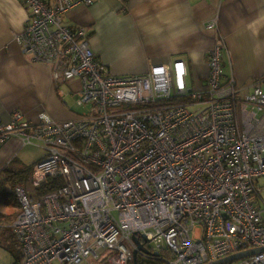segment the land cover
Masks as SVG:
<instances>
[{
    "label": "built area",
    "instance_id": "built-area-1",
    "mask_svg": "<svg viewBox=\"0 0 264 264\" xmlns=\"http://www.w3.org/2000/svg\"><path fill=\"white\" fill-rule=\"evenodd\" d=\"M22 1L29 18L16 42L52 67L61 99L86 110L65 121L45 111L37 121L0 117V150L16 138L46 151L15 188L18 215L0 221V243L10 227L19 245L13 264H130L135 234L149 250L138 255L166 264L264 247V77L247 91L224 80L223 41L209 53L204 92L189 89L181 58L116 75L88 29L66 22L96 0ZM50 178L62 185L40 195ZM225 264H264V252Z\"/></svg>",
    "mask_w": 264,
    "mask_h": 264
},
{
    "label": "crops",
    "instance_id": "crops-1",
    "mask_svg": "<svg viewBox=\"0 0 264 264\" xmlns=\"http://www.w3.org/2000/svg\"><path fill=\"white\" fill-rule=\"evenodd\" d=\"M28 18L22 0H0V117L9 121L21 111L37 121L45 111L71 119L78 112L64 105L52 67L33 61L15 40ZM66 22L88 29L97 59L116 75L144 74L181 58L189 89L204 92L209 53L223 41L224 80L234 78L247 91L264 77V0H96L71 10ZM20 149L18 139L9 141L0 150V169Z\"/></svg>",
    "mask_w": 264,
    "mask_h": 264
},
{
    "label": "trees",
    "instance_id": "trees-1",
    "mask_svg": "<svg viewBox=\"0 0 264 264\" xmlns=\"http://www.w3.org/2000/svg\"><path fill=\"white\" fill-rule=\"evenodd\" d=\"M18 163H19L18 159L14 158L13 160H11V162H9V164H7L6 166L0 169V204L4 199H9V200L11 199L14 200V207L19 208L17 211L14 210L13 212L8 213L6 211L1 210V205H0V221H11L13 220L14 217L18 215L20 211V206L17 201L15 188L18 185H25L29 183L32 174L33 164L35 162L30 163L28 166L16 167L15 165ZM59 185H62L61 180L50 178L45 185L39 188V194L42 195L45 192L55 189ZM7 233L8 232L5 233V236H7L8 238L12 239L15 242L16 239L13 232L11 231L10 235L9 233L8 234ZM166 253L170 255L169 252ZM18 258H20V256ZM163 263L165 262L162 261L161 259L146 260L140 254L138 255V264H163ZM130 264H134V261H132Z\"/></svg>",
    "mask_w": 264,
    "mask_h": 264
},
{
    "label": "rangeland",
    "instance_id": "rangeland-1",
    "mask_svg": "<svg viewBox=\"0 0 264 264\" xmlns=\"http://www.w3.org/2000/svg\"><path fill=\"white\" fill-rule=\"evenodd\" d=\"M63 102L65 103L64 104L65 106L75 109L78 113H84V111L86 110L85 108L78 106L76 100L71 97L65 98ZM45 153H46L45 149L38 145H26L21 147L17 155H18V159L21 161V164L23 166H28L35 159H39L40 157L42 158L45 155ZM257 187L261 190V195L258 196V201H259L258 203L264 207V176L259 178L257 182ZM0 205H1V210L6 211L8 213L13 212L14 210L17 211L19 209L17 207H14V200L11 199L2 200ZM15 218L16 217H14L13 220ZM11 221H4V222L9 223ZM11 231H12L11 228L7 227L6 230H4L3 232L4 238L2 243H0V264H13L20 255V249L17 241L14 242L12 239L5 236L6 232H8L10 235ZM101 264H109V263L105 261L102 262Z\"/></svg>",
    "mask_w": 264,
    "mask_h": 264
},
{
    "label": "water",
    "instance_id": "water-1",
    "mask_svg": "<svg viewBox=\"0 0 264 264\" xmlns=\"http://www.w3.org/2000/svg\"><path fill=\"white\" fill-rule=\"evenodd\" d=\"M143 238L145 239V241H147L145 236H143ZM133 239L138 246V249L134 250V264H138V250L140 249V250L146 251V252H148L149 250L139 240L137 234L134 235ZM257 252H264V247L245 250V251L230 255L228 257H225L223 259L217 260V261L209 263V264H225V263H229V262H233L235 260L241 259V258L246 257V256H250V255L255 254Z\"/></svg>",
    "mask_w": 264,
    "mask_h": 264
},
{
    "label": "flooded vegetation",
    "instance_id": "flooded-vegetation-1",
    "mask_svg": "<svg viewBox=\"0 0 264 264\" xmlns=\"http://www.w3.org/2000/svg\"><path fill=\"white\" fill-rule=\"evenodd\" d=\"M20 256V255H19Z\"/></svg>",
    "mask_w": 264,
    "mask_h": 264
}]
</instances>
